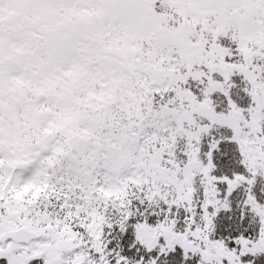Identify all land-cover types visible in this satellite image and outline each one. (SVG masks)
<instances>
[{
  "label": "snow or ice",
  "instance_id": "snow-or-ice-1",
  "mask_svg": "<svg viewBox=\"0 0 264 264\" xmlns=\"http://www.w3.org/2000/svg\"><path fill=\"white\" fill-rule=\"evenodd\" d=\"M0 264H264V0H0Z\"/></svg>",
  "mask_w": 264,
  "mask_h": 264
}]
</instances>
